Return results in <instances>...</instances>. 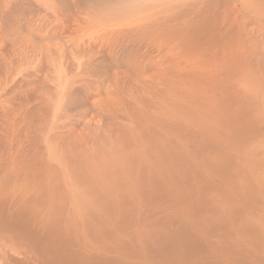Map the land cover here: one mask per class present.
I'll list each match as a JSON object with an SVG mask.
<instances>
[{"label": "bare ground", "instance_id": "bare-ground-1", "mask_svg": "<svg viewBox=\"0 0 264 264\" xmlns=\"http://www.w3.org/2000/svg\"><path fill=\"white\" fill-rule=\"evenodd\" d=\"M0 264H264V0H0Z\"/></svg>", "mask_w": 264, "mask_h": 264}]
</instances>
